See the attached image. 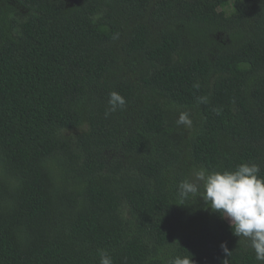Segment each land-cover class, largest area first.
I'll list each match as a JSON object with an SVG mask.
<instances>
[{
	"label": "trees",
	"instance_id": "obj_1",
	"mask_svg": "<svg viewBox=\"0 0 264 264\" xmlns=\"http://www.w3.org/2000/svg\"><path fill=\"white\" fill-rule=\"evenodd\" d=\"M242 163L264 178V0H0V264H260L179 193Z\"/></svg>",
	"mask_w": 264,
	"mask_h": 264
},
{
	"label": "clouds",
	"instance_id": "obj_2",
	"mask_svg": "<svg viewBox=\"0 0 264 264\" xmlns=\"http://www.w3.org/2000/svg\"><path fill=\"white\" fill-rule=\"evenodd\" d=\"M200 100L205 102L206 98L202 97ZM108 104L106 117L118 108H123L126 100L113 91L109 94ZM176 123L191 126L189 113L181 112ZM259 172L260 167L255 163H242L234 171L209 172L200 169L179 184V193L182 199L190 194L202 197L213 212H218L230 222L235 236L248 242V246L255 252L256 261L264 264V178L258 175ZM221 248L226 256H230L231 251L226 243H222ZM100 264H113L112 257L106 251L100 254ZM169 264L194 262L187 256H177ZM223 264H227V259L223 260Z\"/></svg>",
	"mask_w": 264,
	"mask_h": 264
}]
</instances>
